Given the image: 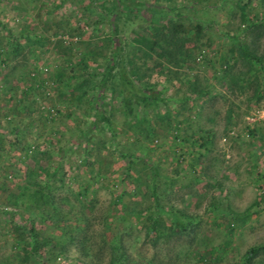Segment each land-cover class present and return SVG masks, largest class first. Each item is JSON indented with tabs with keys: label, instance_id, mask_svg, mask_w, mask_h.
Instances as JSON below:
<instances>
[{
	"label": "rangeland",
	"instance_id": "1",
	"mask_svg": "<svg viewBox=\"0 0 264 264\" xmlns=\"http://www.w3.org/2000/svg\"><path fill=\"white\" fill-rule=\"evenodd\" d=\"M238 43L264 62V0H0V264H264Z\"/></svg>",
	"mask_w": 264,
	"mask_h": 264
},
{
	"label": "trees",
	"instance_id": "2",
	"mask_svg": "<svg viewBox=\"0 0 264 264\" xmlns=\"http://www.w3.org/2000/svg\"><path fill=\"white\" fill-rule=\"evenodd\" d=\"M246 5H247V4H244L242 9L245 10V6H246ZM253 25H254V24H253ZM135 42H136L137 44L144 45V46H146V47H148V48H151V47L153 46V41L147 40V38H146L145 36H142L141 34H139V36H138L137 38H135ZM237 48H238L240 54H241L244 58H246V59H248V60L254 62L255 64H257V65L261 68V70H262V72H263V76H264V62L261 61V58H259L256 54H254V52H252L251 49H250L246 44L238 43V44H237ZM224 61H225L226 63H228V61H227L226 59H225ZM105 80H106V76H104V78H103V80H102V82H101L102 85L105 84ZM127 105H128V104H127ZM250 134H251L252 136H254V135L256 134V130H251V131H250ZM189 159H190V162H191V165H192V168H193V169H194L196 166H198V164H199V157H198V155H191ZM142 217H143V215H140V213H138V214L135 215V218H136V219H140V218H142ZM158 225H159L158 220L153 219V220L151 221V227H152V228H155V229H156ZM233 231H234L233 228H229V234H232ZM256 250H257V248H254V247L250 248V249L247 251V253H246L245 260L248 261L250 255L253 254V253H255ZM121 264H124V262L121 263Z\"/></svg>",
	"mask_w": 264,
	"mask_h": 264
}]
</instances>
